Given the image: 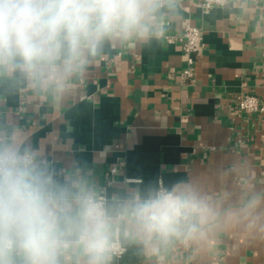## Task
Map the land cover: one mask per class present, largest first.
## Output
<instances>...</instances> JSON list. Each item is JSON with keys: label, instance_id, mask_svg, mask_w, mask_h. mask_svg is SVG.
<instances>
[{"label": "crops", "instance_id": "crops-1", "mask_svg": "<svg viewBox=\"0 0 264 264\" xmlns=\"http://www.w3.org/2000/svg\"><path fill=\"white\" fill-rule=\"evenodd\" d=\"M201 1L169 0L152 37L105 42L60 90L0 74V129L107 201L188 184L223 212L264 194V115L237 108L242 93L264 101V0ZM188 24L203 36L192 80L177 39ZM255 215L155 248L119 230L126 251L110 264H264V201Z\"/></svg>", "mask_w": 264, "mask_h": 264}, {"label": "clouds", "instance_id": "clouds-1", "mask_svg": "<svg viewBox=\"0 0 264 264\" xmlns=\"http://www.w3.org/2000/svg\"><path fill=\"white\" fill-rule=\"evenodd\" d=\"M168 3L0 0V74L60 90L105 42L152 37ZM262 201L253 193L222 212L188 184L107 201L79 169L57 171L17 132L0 129V264H65L70 253L76 264H110L117 230L155 248L196 239L222 217L258 223Z\"/></svg>", "mask_w": 264, "mask_h": 264}, {"label": "built area", "instance_id": "built-area-1", "mask_svg": "<svg viewBox=\"0 0 264 264\" xmlns=\"http://www.w3.org/2000/svg\"><path fill=\"white\" fill-rule=\"evenodd\" d=\"M229 0H202L201 7L205 12H208L215 6H225ZM181 43L182 50L186 56V67L181 72L183 79L192 80L194 78V64L195 57L201 51L203 44L202 30L199 27L186 25L183 32L177 37ZM237 108L240 112L245 114H261L264 115V101L260 100L257 96L249 93H242L237 97ZM116 169H111V173H115ZM163 188V187H160ZM106 200L104 192L98 193ZM114 251L113 256L120 258L124 255L126 249L120 241L119 230L115 231L113 237Z\"/></svg>", "mask_w": 264, "mask_h": 264}]
</instances>
